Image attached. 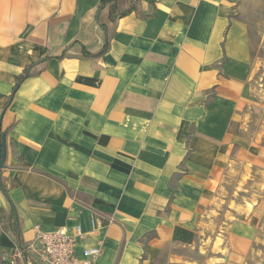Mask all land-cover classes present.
Returning <instances> with one entry per match:
<instances>
[{
	"label": "crops",
	"instance_id": "crops-1",
	"mask_svg": "<svg viewBox=\"0 0 264 264\" xmlns=\"http://www.w3.org/2000/svg\"><path fill=\"white\" fill-rule=\"evenodd\" d=\"M99 2L0 0V264H49L35 228L75 226L94 264H252L264 104L237 1L140 0L85 57Z\"/></svg>",
	"mask_w": 264,
	"mask_h": 264
},
{
	"label": "built area",
	"instance_id": "built-area-1",
	"mask_svg": "<svg viewBox=\"0 0 264 264\" xmlns=\"http://www.w3.org/2000/svg\"><path fill=\"white\" fill-rule=\"evenodd\" d=\"M91 224L93 225V222ZM35 229L36 240L41 248L39 256L49 264H94L102 252L97 246L84 249L81 260L74 257L76 240L84 235L80 226L72 229L61 227L49 232H44L39 227ZM19 255L20 251H16L15 256ZM10 264H15V261Z\"/></svg>",
	"mask_w": 264,
	"mask_h": 264
},
{
	"label": "rangeland",
	"instance_id": "rangeland-1",
	"mask_svg": "<svg viewBox=\"0 0 264 264\" xmlns=\"http://www.w3.org/2000/svg\"><path fill=\"white\" fill-rule=\"evenodd\" d=\"M236 1L237 9L233 17L248 25L256 47L253 56L256 62L254 83L261 94V97L257 98L264 104V0ZM249 262L264 264V242L254 243L253 256H250Z\"/></svg>",
	"mask_w": 264,
	"mask_h": 264
},
{
	"label": "trees",
	"instance_id": "trees-1",
	"mask_svg": "<svg viewBox=\"0 0 264 264\" xmlns=\"http://www.w3.org/2000/svg\"><path fill=\"white\" fill-rule=\"evenodd\" d=\"M139 1L140 0H131L126 7L120 8L119 7V0H100L99 6H98V11L96 14V21H97L98 26L100 27V29L102 30V32L105 36V42H104L102 48L95 53H91L88 50H86L84 47H82V51H83V54L85 57H87V56H89V57L90 56H93V57L94 56H100L107 51L109 29H111L120 18L125 17V16L131 14L132 12L138 10ZM148 1L151 2V0H148ZM29 69L30 68H26L24 70L23 74L19 76L17 84H19L24 79H26L27 77L30 76ZM6 105H7V103L5 104L4 108L6 107ZM2 136L4 137L3 134H2ZM0 191L2 193H4L5 195H7L5 188H3L1 186V183H0ZM10 205H11V218L13 220V223L15 224V211H14V208H13L11 202H10ZM13 232L15 235L18 234L16 228H13ZM18 244H19L20 249L22 251H24L23 241L20 237H18Z\"/></svg>",
	"mask_w": 264,
	"mask_h": 264
},
{
	"label": "water",
	"instance_id": "water-1",
	"mask_svg": "<svg viewBox=\"0 0 264 264\" xmlns=\"http://www.w3.org/2000/svg\"><path fill=\"white\" fill-rule=\"evenodd\" d=\"M6 158V145L4 137L0 132V170L4 168V161Z\"/></svg>",
	"mask_w": 264,
	"mask_h": 264
}]
</instances>
